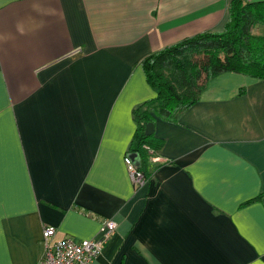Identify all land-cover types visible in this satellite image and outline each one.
Segmentation results:
<instances>
[{
	"label": "crops",
	"instance_id": "1",
	"mask_svg": "<svg viewBox=\"0 0 264 264\" xmlns=\"http://www.w3.org/2000/svg\"><path fill=\"white\" fill-rule=\"evenodd\" d=\"M229 2L0 0V264H37L48 226L93 239L105 218L91 264H264V78L222 73L158 119L144 185L124 161L156 95L142 61L221 30Z\"/></svg>",
	"mask_w": 264,
	"mask_h": 264
},
{
	"label": "trees",
	"instance_id": "2",
	"mask_svg": "<svg viewBox=\"0 0 264 264\" xmlns=\"http://www.w3.org/2000/svg\"><path fill=\"white\" fill-rule=\"evenodd\" d=\"M260 24L264 25V0H230L221 30L185 38L144 58L141 65L156 95L132 110L136 129L128 153L147 178L153 174L150 158L164 146L155 132L146 134L149 123H177L200 100L208 82L222 73L264 78V33L253 31ZM244 92L241 88L240 94Z\"/></svg>",
	"mask_w": 264,
	"mask_h": 264
},
{
	"label": "built area",
	"instance_id": "3",
	"mask_svg": "<svg viewBox=\"0 0 264 264\" xmlns=\"http://www.w3.org/2000/svg\"><path fill=\"white\" fill-rule=\"evenodd\" d=\"M150 152L152 153L151 150ZM157 158L154 156L153 159ZM124 161L134 185L140 186L147 183L148 179L135 157L127 153ZM117 227L118 224L114 219L105 218L102 220L99 236L93 239L76 240L70 237L55 238L56 228L48 226L43 232L44 252L37 264H91L103 252Z\"/></svg>",
	"mask_w": 264,
	"mask_h": 264
},
{
	"label": "water",
	"instance_id": "4",
	"mask_svg": "<svg viewBox=\"0 0 264 264\" xmlns=\"http://www.w3.org/2000/svg\"><path fill=\"white\" fill-rule=\"evenodd\" d=\"M154 128H155V125L151 122L147 125L146 127V134L147 135H151L152 133H154ZM133 156V155H132Z\"/></svg>",
	"mask_w": 264,
	"mask_h": 264
},
{
	"label": "rangeland",
	"instance_id": "5",
	"mask_svg": "<svg viewBox=\"0 0 264 264\" xmlns=\"http://www.w3.org/2000/svg\"><path fill=\"white\" fill-rule=\"evenodd\" d=\"M254 28H255V27H254ZM258 29H259V28H258ZM257 32H259V33H260V32H263V30L261 29L260 31H257Z\"/></svg>",
	"mask_w": 264,
	"mask_h": 264
}]
</instances>
